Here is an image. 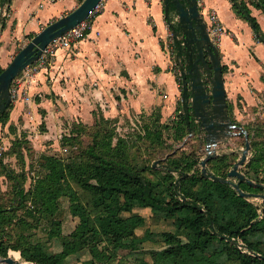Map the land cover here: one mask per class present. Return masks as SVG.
<instances>
[{
    "label": "trees",
    "instance_id": "1",
    "mask_svg": "<svg viewBox=\"0 0 264 264\" xmlns=\"http://www.w3.org/2000/svg\"><path fill=\"white\" fill-rule=\"evenodd\" d=\"M5 1L8 0H0V8ZM250 1L264 12V0ZM232 3L237 14L249 21L257 38L264 41V33L257 19L252 16L248 4L244 0H232ZM173 48L178 52L177 42ZM2 70L0 68V72ZM178 116L172 126V133L177 140L189 134L196 126L185 113ZM256 124L243 127L247 130L249 139H252L253 156L246 165L251 174L247 175L250 178L257 177L256 183L264 184V135L257 140L260 136L258 129L262 130L264 127L258 128ZM99 132L101 131L97 130L96 137ZM94 143L69 162L62 157L47 156V171L36 179L33 189L28 191L18 181L15 172L7 169L3 160H0L6 175L14 180V199L20 198L17 205L13 199L10 208L0 206V223L6 219L10 221L11 212L25 207L27 213L37 221L46 219L47 223L53 225L44 228L49 239H53L61 231V220L57 217L60 215L59 200L62 197L70 199V211L79 219L77 228L66 239L69 242H64V249L60 254H51L39 241L29 243L25 240L27 237L22 236L19 244L0 238V256H8L9 250L14 249L13 251L19 250L26 261L62 264L66 256L86 244L90 246L92 259L84 264H104L113 256L109 245L100 247L105 239L114 245L115 250L125 243L133 250L141 247V243L136 240V230L145 226L146 218L134 213V210L150 208L156 219L164 217L175 225L174 231H164L159 235L164 247L155 252L154 264H210L207 260L196 257L198 246H204L209 254L217 253L223 246L225 261L264 264V205L262 209L255 206L228 183L211 179L203 171L195 170L190 174L191 168L199 163V159L192 161L190 157H182L183 161L180 162L169 158L167 165L171 169L154 180L131 165L125 159V150L120 146L106 142L103 150H99ZM226 158L217 156L208 161L213 175L226 177L229 168ZM172 171L177 172V177ZM72 181L93 195L92 210L80 201ZM243 182L240 187L244 190L249 188L250 191H259L262 188ZM29 195L34 202L40 204L39 210L27 206L26 199ZM259 209L262 210V218ZM19 221L18 224L23 223L22 218ZM147 232L153 235L152 232ZM239 243L243 248L239 247ZM183 247H189L185 256L180 252Z\"/></svg>",
    "mask_w": 264,
    "mask_h": 264
},
{
    "label": "crops",
    "instance_id": "2",
    "mask_svg": "<svg viewBox=\"0 0 264 264\" xmlns=\"http://www.w3.org/2000/svg\"><path fill=\"white\" fill-rule=\"evenodd\" d=\"M82 1L8 0L9 13L0 24V68L8 66L19 47ZM244 1L264 33V12ZM203 2L206 9L217 11L227 30L217 46L229 111L238 116L246 113L249 121L264 119V41L237 14L232 0ZM175 17L172 11L171 18ZM170 35L173 38L164 0H104L86 36L71 49L51 53V64L22 82L20 95L24 92L38 106L51 99L59 103L58 109L102 107L108 102L114 110H157L161 118L170 117L176 104L182 103L181 69L178 66V80L176 57L164 47ZM53 93L59 95L55 101Z\"/></svg>",
    "mask_w": 264,
    "mask_h": 264
},
{
    "label": "rangeland",
    "instance_id": "3",
    "mask_svg": "<svg viewBox=\"0 0 264 264\" xmlns=\"http://www.w3.org/2000/svg\"><path fill=\"white\" fill-rule=\"evenodd\" d=\"M19 50L20 47L17 52ZM45 58L43 63L49 66L53 54L49 53ZM20 74V77H22V73ZM175 74L179 80L178 67H175ZM179 83L181 87L180 80ZM17 86L13 84V87ZM53 95H55L53 96L54 101L59 98V95L55 93ZM60 97L63 98V96ZM33 100L35 102V96H33ZM52 103L49 99L42 106L35 105L26 98L23 92L20 96L13 98L10 108L0 118V160H3L7 169L15 172L18 181L21 182L26 191L33 189L36 179L47 171L45 165L47 156L62 157V159L69 162L94 142L99 150H103L102 147L106 142L116 147L120 146L123 151L125 150V159L135 168L141 170L144 175L154 180L161 178L166 170L171 169L170 165H167L169 158H174V160L180 162L183 161L182 157H190L192 161L199 159V163L194 165L189 173L193 174L195 170L203 171L201 161L207 154L205 131H201L195 126L194 130H191L189 134L179 140L174 138L172 133V126L179 118L178 114L183 113L180 102L176 104V112L174 111L170 117L166 115V118H161V114L157 110L136 112L126 107H119L118 110H114L108 102V106L103 104L102 107L96 105L90 106V108L88 106L86 108H70L69 106L59 109L57 107L58 102ZM47 106L50 108L48 109ZM229 114L237 127L231 129L232 135L228 139L219 142L217 155L214 156L227 157L228 172L241 158L245 148L246 138L241 131V127L256 123L258 128L264 127V119L249 121L250 117L246 113L238 116V114L234 115L229 111ZM97 130L101 131L98 133V137H96ZM254 133L255 131H253ZM258 133H260L257 138L259 141L264 135V129H258ZM251 140L249 139L250 144ZM252 156L251 149L246 164L241 167V171L249 176L251 173H248L246 165ZM206 167L209 174H213L208 162ZM172 172L177 177V172ZM209 178L211 177L209 176ZM248 178L254 182L257 180L255 176ZM232 180L238 182L237 178H232ZM244 182L248 183L247 181ZM72 185L77 191L80 201L92 210L93 195L73 181ZM248 189L243 190L251 193H264V188H260L259 191ZM15 196L14 180L6 175L0 164V206L5 209L10 208L11 201ZM247 200L255 206L263 208L264 200L262 198L247 197ZM19 201V197L14 199L15 205L19 204ZM26 204L33 210H39L40 204L34 202L30 195L27 196ZM59 213L57 219L61 220V231L53 239H49L48 232L44 230L45 227L53 225L47 223L46 219L37 221L27 213L25 207H19L11 212L12 218L10 221L6 219L0 223V238L6 240V242L19 244V242H22V236H25L27 237L26 242L39 241L44 245L47 252L54 255L60 254L63 252L64 242H69L66 239H69L77 228L79 219L71 213L68 197H62L59 200ZM134 213L146 218L145 226L136 230L138 236L136 240L141 243V247L133 250L128 243H125L115 250L114 245L108 239H105L100 243V247L104 248L105 244L109 245V251L112 252L113 250V256L109 262L104 264H154L155 252L164 247L163 240L159 235L164 231L175 230L173 221L164 217L156 219L150 208H136ZM130 214L125 213V215ZM20 218H22L24 224H18ZM25 223H28L27 226H25ZM147 230L152 232L153 235L148 233ZM70 242L72 241L70 240ZM188 249L189 247L181 248V254L185 256ZM12 250L14 249L9 250L8 255ZM15 251L20 253L19 260H25L19 250ZM195 254L197 258L205 259L210 264H240L238 261H225L226 255L223 252V246L215 254H209L205 251L204 246H198ZM91 259L90 246L83 244L78 251L66 256L62 264H84Z\"/></svg>",
    "mask_w": 264,
    "mask_h": 264
},
{
    "label": "water",
    "instance_id": "4",
    "mask_svg": "<svg viewBox=\"0 0 264 264\" xmlns=\"http://www.w3.org/2000/svg\"><path fill=\"white\" fill-rule=\"evenodd\" d=\"M101 1L83 0L75 9L51 22L32 37L25 46L20 48L8 66L0 72V88L3 87L9 91L13 81L28 66L40 59L50 43L86 20ZM164 2L169 27L173 38L178 43L176 60L182 75V107L184 111H188L190 108L193 110L197 120H202L199 122L201 131L206 133L207 154L201 161L204 174L214 180L230 184L245 198L259 197L264 200V193L245 192L240 187L242 181H247L253 186L264 188V184L252 181L241 171L251 150L249 134L245 128L241 127L246 138L245 148L241 158L228 172V176L217 177L207 171L206 164L217 155L219 142L228 139L232 135L231 129L237 127L229 117L219 48L210 38L206 21L199 10L198 0H164ZM5 9L6 1L0 8V24ZM172 11L176 13L174 19L171 18ZM9 98L12 99L13 96H9ZM232 178H237L238 182ZM239 247L243 248V245L239 243ZM0 264L38 263L15 260L8 255L0 256Z\"/></svg>",
    "mask_w": 264,
    "mask_h": 264
},
{
    "label": "built area",
    "instance_id": "5",
    "mask_svg": "<svg viewBox=\"0 0 264 264\" xmlns=\"http://www.w3.org/2000/svg\"><path fill=\"white\" fill-rule=\"evenodd\" d=\"M102 0L96 8L91 11L89 17L79 23L74 28L70 29L68 32L64 33L61 37L54 40L52 43H50L43 53V55L40 57L38 61L28 66L21 74L14 80L13 84L18 85L17 87H13V98L20 96V85L22 82L30 80L34 75H36L40 70L44 69L46 65H44L43 62H45L44 59L49 53H53L59 48H67L71 49L74 47L77 43L80 42L81 39H83L87 32L92 28V20L96 17V15L101 11L103 7ZM199 10L202 16L204 17L206 24H207V30L209 32L211 40L218 44L221 40L222 36L227 33V30L225 26L222 24V21L219 18V15L215 9H206L205 4L203 0H198ZM6 9L4 11V15H6ZM164 47L167 50V52L173 57V59L176 57V51L173 48L174 41L172 38V35H170L166 40H164ZM178 67L177 63L175 64V67ZM179 69V68H178ZM260 212V218H262V210L259 209Z\"/></svg>",
    "mask_w": 264,
    "mask_h": 264
},
{
    "label": "flooded vegetation",
    "instance_id": "6",
    "mask_svg": "<svg viewBox=\"0 0 264 264\" xmlns=\"http://www.w3.org/2000/svg\"><path fill=\"white\" fill-rule=\"evenodd\" d=\"M181 79H182V75H181ZM182 93H183V91H182ZM9 96H11V97L13 96V83L10 85L9 91L3 87L0 88V118L6 114V112L8 111V109L10 108V106L13 102V98L10 99ZM182 111H183V113H185V115L189 116V118L193 121V123L200 130L199 122H201L202 120L201 119L197 120L195 113H193V110L190 108L188 111H184L183 109H182ZM229 117H230V115H229ZM230 119L232 120L231 117H230Z\"/></svg>",
    "mask_w": 264,
    "mask_h": 264
},
{
    "label": "bare ground",
    "instance_id": "7",
    "mask_svg": "<svg viewBox=\"0 0 264 264\" xmlns=\"http://www.w3.org/2000/svg\"><path fill=\"white\" fill-rule=\"evenodd\" d=\"M10 256L13 257L15 260H19L20 253L18 251H11ZM21 259V258H20Z\"/></svg>",
    "mask_w": 264,
    "mask_h": 264
}]
</instances>
